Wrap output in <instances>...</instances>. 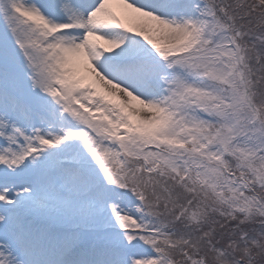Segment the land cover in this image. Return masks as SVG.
I'll return each mask as SVG.
<instances>
[{
	"label": "snow or ice",
	"instance_id": "6c2138e0",
	"mask_svg": "<svg viewBox=\"0 0 264 264\" xmlns=\"http://www.w3.org/2000/svg\"><path fill=\"white\" fill-rule=\"evenodd\" d=\"M0 264H264V0H0Z\"/></svg>",
	"mask_w": 264,
	"mask_h": 264
}]
</instances>
